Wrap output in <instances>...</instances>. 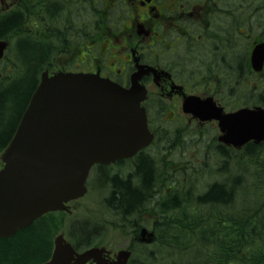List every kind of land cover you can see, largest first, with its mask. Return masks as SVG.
Here are the masks:
<instances>
[{
    "label": "flooded vegetation",
    "instance_id": "flooded-vegetation-1",
    "mask_svg": "<svg viewBox=\"0 0 264 264\" xmlns=\"http://www.w3.org/2000/svg\"><path fill=\"white\" fill-rule=\"evenodd\" d=\"M16 16L10 58L21 40L49 45L41 68L49 76L93 74L124 89L137 77L145 92L140 106L154 141L130 159L96 165L90 180L99 190L115 176H131L141 155L153 166L146 202L160 197V187L166 195L174 136L195 143L188 133L214 126L184 113V102L209 100L234 111L253 103L255 79L264 80V66L256 73L251 65L255 45L264 42V0H0V21ZM160 152L161 160H153ZM110 252L108 263L115 260Z\"/></svg>",
    "mask_w": 264,
    "mask_h": 264
},
{
    "label": "water",
    "instance_id": "water-1",
    "mask_svg": "<svg viewBox=\"0 0 264 264\" xmlns=\"http://www.w3.org/2000/svg\"><path fill=\"white\" fill-rule=\"evenodd\" d=\"M7 46L0 41V59ZM264 44L257 45L251 64L260 72ZM200 118L217 122L225 146L240 149L264 142V110L241 109L231 114L202 109ZM152 140L144 111L130 92L98 76L43 74L0 160V239L10 238L48 212L82 197L90 168L128 158ZM101 248L77 254L60 235L44 264H106ZM119 252L114 264H126Z\"/></svg>",
    "mask_w": 264,
    "mask_h": 264
},
{
    "label": "trees",
    "instance_id": "trees-1",
    "mask_svg": "<svg viewBox=\"0 0 264 264\" xmlns=\"http://www.w3.org/2000/svg\"><path fill=\"white\" fill-rule=\"evenodd\" d=\"M18 21L17 16L0 21V39H10ZM48 47L25 40L18 42L13 72L7 69L9 51L4 58V67L0 69V153L14 134L38 85L41 68L51 49ZM263 95L255 103L264 102ZM213 150L219 164L212 170L206 169L218 180L200 193L195 185L187 188L182 184L178 177L181 171L177 170L171 194L159 200L160 212L153 224L157 251L166 252L169 264H177L172 263L174 256L184 259L181 264H264V144H249L235 152L212 141ZM206 154L205 162H208L212 156L209 151ZM135 167L131 176L125 179L115 176L106 184L104 205L110 217L128 222L130 213L153 203L146 202L152 188V163L140 155ZM161 213L165 214L161 216ZM70 220L66 214H48L14 237L0 239V264L48 261L54 237ZM85 227L86 222L78 225L76 233H69L73 235L70 242L76 250L89 242L90 234L84 231ZM139 250L145 253L144 246ZM194 259L199 261L193 263Z\"/></svg>",
    "mask_w": 264,
    "mask_h": 264
},
{
    "label": "rangeland",
    "instance_id": "rangeland-1",
    "mask_svg": "<svg viewBox=\"0 0 264 264\" xmlns=\"http://www.w3.org/2000/svg\"><path fill=\"white\" fill-rule=\"evenodd\" d=\"M205 134L209 139H211V137L216 134L214 127L205 128L204 135ZM172 147L174 148V153L171 154V160L182 161L186 165V171L184 173L186 179L184 177L180 181H182V184L186 185L187 188L192 186V183H194L197 190L203 191L206 186L213 183V181L218 180L215 175H203L202 172L199 171L198 164H200V160L198 161L197 158L199 157L200 150L198 146L192 147L187 146L186 144L182 146V144L177 141L174 143V145H172ZM161 155L162 153L160 152L157 161L160 159ZM159 163L157 164L158 166H160ZM213 166L216 167V163L212 159H210L208 163H205V165H203V167L205 168H213ZM161 184L162 183H160V185ZM159 189L161 195L157 199L153 200V203L148 206L145 205L141 208V210L139 209V212L136 211L137 213L129 214L128 220L130 221V226H138L141 223L140 221H147L152 217H155L156 214L160 212L159 200H161L165 195H163V188L160 187ZM104 194V188L102 190H99V188L92 184L90 195H88L85 200L79 202L77 207L75 208L73 221L70 220L72 223L70 225H66L65 228L63 227L62 229H64L67 233L74 234L77 232L78 225L86 222V227L88 228L85 227L84 231L90 234L88 244L94 245L96 241H99L98 234H101L103 245L108 247L109 250L113 252L119 251L125 248L129 244V241L133 239V237L126 236L127 232L124 229H121V232L119 234L117 231L112 230H118L117 228L110 226L111 222L113 223L114 220L118 221V219L110 217L102 207V205H98V197H102V195L104 196ZM164 214L165 213H161V216ZM113 225L116 226V224ZM134 249L135 253L133 255V259L138 262L137 264H169V261L166 259V252L162 250L157 251V246L155 245H148L147 247H144L145 253L143 254L140 253L142 250H139V247H135ZM150 252L154 254L152 256H147V254ZM198 256L196 257L197 259ZM193 257H195V254H193ZM183 261L181 259V256H174L172 263L181 264L180 262ZM197 261L199 260L194 259L193 263H196Z\"/></svg>",
    "mask_w": 264,
    "mask_h": 264
}]
</instances>
